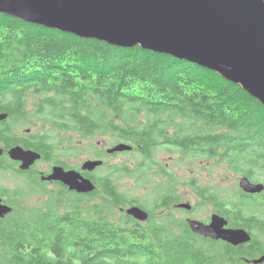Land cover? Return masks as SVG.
<instances>
[{
    "label": "trees",
    "instance_id": "obj_1",
    "mask_svg": "<svg viewBox=\"0 0 264 264\" xmlns=\"http://www.w3.org/2000/svg\"><path fill=\"white\" fill-rule=\"evenodd\" d=\"M28 91L38 96L32 113L43 127L92 146L97 137L110 144L124 140L143 156L136 165L141 173L157 164L155 148L162 145L189 158L225 161L238 174L264 179V106L240 85L197 63L0 13V106L16 103L13 110L21 119L31 116L24 101ZM48 132L54 145L61 142ZM111 172L129 174L130 169L112 164ZM111 172L94 178V191L69 196L63 210L38 208L37 216L24 217V264L225 263L230 252L211 254L184 219L160 217V207L176 201L172 195L159 193L150 196V205L139 203L119 191ZM182 183L204 186L195 178ZM150 184L155 185L151 178ZM126 204L148 208V218L125 214L120 208Z\"/></svg>",
    "mask_w": 264,
    "mask_h": 264
},
{
    "label": "water",
    "instance_id": "obj_2",
    "mask_svg": "<svg viewBox=\"0 0 264 264\" xmlns=\"http://www.w3.org/2000/svg\"><path fill=\"white\" fill-rule=\"evenodd\" d=\"M0 13L111 45L142 49L185 59L217 72L238 84L264 106V0H0ZM118 142L107 153L130 151ZM10 154L27 166L39 154L16 146ZM100 158L86 159L81 168L92 171ZM49 179H57L80 193L95 190V183L75 170L54 166ZM248 193L263 190L247 176L239 179ZM190 209L189 202H178ZM145 221L149 213L137 204L121 208ZM11 211L0 204V215ZM225 220L213 215L209 223L189 220L193 231L232 244L249 240L242 228L226 229Z\"/></svg>",
    "mask_w": 264,
    "mask_h": 264
},
{
    "label": "flooded vegetation",
    "instance_id": "obj_3",
    "mask_svg": "<svg viewBox=\"0 0 264 264\" xmlns=\"http://www.w3.org/2000/svg\"><path fill=\"white\" fill-rule=\"evenodd\" d=\"M15 104L0 106V204L11 208V211L0 215V264H24L20 251L26 246V243L20 237H22L21 221L25 216L28 214L37 216L36 210L38 208L46 210L55 207L58 210H63L64 206L68 205L66 201L69 196L75 198L76 195L87 194L70 189L68 184L60 180L49 179L48 176L52 174L54 166H60L66 171H78L94 183V178L97 176L94 175L97 168L92 171L81 168L84 160L76 164L64 162L61 159L64 152L59 153V148H61L59 139L56 138L59 142L54 145L52 138L46 137L44 131L37 126V123L32 124L25 118L21 119L17 111L13 110ZM48 133L49 135L52 134L51 132ZM16 146L21 147L23 150L36 152L39 157L32 160L27 166H22V160L13 158L10 154L12 148ZM214 161L223 164L227 170L238 174L229 167L227 162ZM239 175L238 189H234L232 199L224 190H219L218 186L204 185L194 189L200 202L212 205L208 217L202 219L194 216L195 206L191 204L190 209L181 208L190 217H179V219L183 218L190 232L209 246L211 254L217 249H220L222 253L230 252V254H227L224 264H264V188L258 193L243 191L239 186V179L244 174ZM248 177L251 182H261L264 185V179ZM53 186H55V192ZM160 190L161 195H172L175 198L176 201L172 200L170 206L179 208L177 203L182 200L178 192L166 186H162ZM34 198L43 200L35 204L28 202L29 199ZM244 200L247 202L244 203ZM161 202L162 200H160ZM164 207H160V217L174 220V210L163 213L162 209ZM247 207L259 208L261 214L250 212ZM145 209L150 213L148 208ZM235 211H240L241 216H235ZM213 215H218L225 220L224 228L226 229H244L249 234V240L235 245L225 239H214L196 233L191 229L189 220H200L209 223Z\"/></svg>",
    "mask_w": 264,
    "mask_h": 264
},
{
    "label": "rangeland",
    "instance_id": "obj_4",
    "mask_svg": "<svg viewBox=\"0 0 264 264\" xmlns=\"http://www.w3.org/2000/svg\"><path fill=\"white\" fill-rule=\"evenodd\" d=\"M38 96L28 91L25 95L24 101L28 105L31 116L26 115V120L32 124H36L43 131H49L55 133V136L61 137V149L64 153L61 159L68 164H76L86 159L101 158L104 161L101 169L97 170L94 175H105L109 176V172L112 170V164H125L130 169L129 174H115L110 173L117 188L121 193L125 194L129 199H136L139 203L150 205V196L157 197L161 190L160 186H166L171 190L178 192L183 202H189L195 206L193 212L194 216L205 219L209 216L212 205L200 202L199 198L196 197L194 189L187 183H182L184 180L189 178H195L197 184L205 186H218L219 190H224L228 193L229 198H233L234 189H238V178L239 174H235L229 170L223 164L214 161L215 159H209L205 157L189 158L185 153H179V151L171 147L167 150L162 145H158L155 148L154 157L158 160L157 164L141 173L136 169V165L142 160L143 156L138 152L130 151H119L115 155L108 154L106 148L112 146L108 141L109 139L104 137H97L93 140V146L88 144L89 140H83L81 137L72 136L69 133H57L55 130L50 129V126L43 127L41 122L33 115L35 101ZM171 130V129H170ZM119 142V141H118ZM126 142V141H121ZM128 143V142H126ZM103 150V153L99 154V151ZM154 169L157 173H153ZM159 171V172H158ZM167 172V173H166ZM150 178L154 181L155 185L150 184ZM55 192V186H53ZM43 199L34 198L29 199L28 202L35 204ZM244 203L247 201L244 200ZM66 203H68L66 201ZM127 205V204H126ZM126 207V206H121ZM121 210V208H120ZM174 210L175 220H179V217H190L186 215V212L176 206H165L162 212H169ZM250 212L260 213L259 208L247 207ZM264 210V209H263ZM124 212L123 210H121ZM116 216L115 213H113ZM180 218V219H183ZM168 221V219H164ZM171 229H176L175 226H171Z\"/></svg>",
    "mask_w": 264,
    "mask_h": 264
},
{
    "label": "bare ground",
    "instance_id": "obj_5",
    "mask_svg": "<svg viewBox=\"0 0 264 264\" xmlns=\"http://www.w3.org/2000/svg\"><path fill=\"white\" fill-rule=\"evenodd\" d=\"M25 207V206H24Z\"/></svg>",
    "mask_w": 264,
    "mask_h": 264
}]
</instances>
